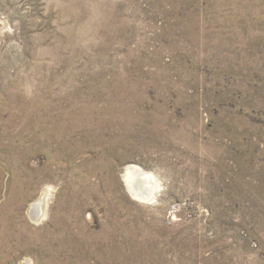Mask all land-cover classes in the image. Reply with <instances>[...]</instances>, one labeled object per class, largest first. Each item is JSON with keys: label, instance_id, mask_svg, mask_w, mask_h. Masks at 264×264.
Masks as SVG:
<instances>
[{"label": "rangeland", "instance_id": "obj_1", "mask_svg": "<svg viewBox=\"0 0 264 264\" xmlns=\"http://www.w3.org/2000/svg\"><path fill=\"white\" fill-rule=\"evenodd\" d=\"M22 262L264 264V0H0V264Z\"/></svg>", "mask_w": 264, "mask_h": 264}, {"label": "bare ground", "instance_id": "obj_2", "mask_svg": "<svg viewBox=\"0 0 264 264\" xmlns=\"http://www.w3.org/2000/svg\"><path fill=\"white\" fill-rule=\"evenodd\" d=\"M122 178L127 186V189L132 192L131 194H133L135 198L146 202L153 200L154 193L159 189V186L156 185V180L152 175L143 173L142 170L133 166L125 168ZM49 189H44L38 200L33 202L28 210L27 215L36 223H40L43 221L42 219H44L43 217L45 215L47 205L46 202L50 193ZM22 264L28 263L22 262Z\"/></svg>", "mask_w": 264, "mask_h": 264}]
</instances>
